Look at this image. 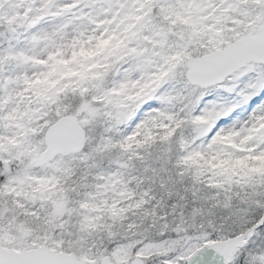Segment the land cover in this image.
I'll return each mask as SVG.
<instances>
[{
	"label": "snow or ice",
	"instance_id": "snow-or-ice-1",
	"mask_svg": "<svg viewBox=\"0 0 264 264\" xmlns=\"http://www.w3.org/2000/svg\"><path fill=\"white\" fill-rule=\"evenodd\" d=\"M0 264H264V0H0Z\"/></svg>",
	"mask_w": 264,
	"mask_h": 264
}]
</instances>
